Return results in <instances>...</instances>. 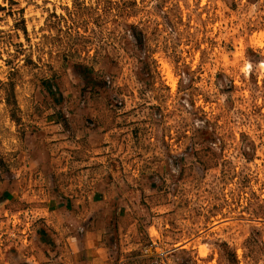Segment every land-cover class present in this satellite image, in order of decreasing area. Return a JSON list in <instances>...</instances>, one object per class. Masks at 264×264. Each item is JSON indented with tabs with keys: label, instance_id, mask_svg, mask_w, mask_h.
Masks as SVG:
<instances>
[{
	"label": "rangeland",
	"instance_id": "rangeland-1",
	"mask_svg": "<svg viewBox=\"0 0 264 264\" xmlns=\"http://www.w3.org/2000/svg\"><path fill=\"white\" fill-rule=\"evenodd\" d=\"M245 64L252 65L246 74L230 75ZM93 73L99 87L86 97ZM0 75L13 97L20 79L55 105L44 127L36 125L49 138L55 174L64 187L75 182L77 194L83 188L88 201L108 198L121 254L155 240L152 264H264V145L255 135L264 120L259 0H157L151 9L145 0H0ZM201 82L226 83L218 90L232 99L222 111L210 97L196 98ZM153 88L158 94L147 103ZM177 93L180 108L203 113L194 120L205 144L198 152L171 125ZM85 97L87 111L76 112L72 106ZM177 152L185 155L173 160ZM176 163L182 166L172 179ZM119 180L123 190L113 192ZM29 182L32 198L13 202L5 192L13 206L3 204L0 215V225L21 236L32 229L25 220L37 215L29 205L50 203L47 177L37 173ZM49 215L55 232L58 214Z\"/></svg>",
	"mask_w": 264,
	"mask_h": 264
},
{
	"label": "clouds",
	"instance_id": "clouds-1",
	"mask_svg": "<svg viewBox=\"0 0 264 264\" xmlns=\"http://www.w3.org/2000/svg\"><path fill=\"white\" fill-rule=\"evenodd\" d=\"M157 0H145V5L151 9ZM264 5V0H259ZM161 14L163 11L161 10ZM129 41H134V37L129 33L126 37ZM252 65L245 64L243 68L236 66V71L230 73L235 78L240 72L247 73ZM214 71V69H209ZM7 70H5V73ZM184 73L182 67L176 68V79L180 80L181 87L186 84L183 79ZM99 76L96 73L91 75V82L87 85V96L94 94V90L99 87ZM147 83V81H146ZM17 87L15 96L9 89L6 75H0V215L3 214V204L9 203L5 199V192L11 193L12 201L16 202L21 199L32 198L33 185L29 182V177H34L37 173H42L47 177V191L49 195L46 197L55 200L58 206H62L66 215L58 220L52 227L56 229L52 232L51 228H47L41 224L39 227H45L46 231L41 236L35 235V227L28 230L27 236H21L19 229H8L7 224L0 225V264H91V259L82 261V257L86 254L90 258L97 260L98 264H152L156 257L149 256L153 251L152 243L143 240L133 251L121 254L120 243L116 242V226L115 222L109 224L106 214H110L108 198L99 204L88 201L84 198L85 192L81 188L77 194L74 190L76 183L72 187H64L63 177L55 174L54 161L48 155L50 147L48 137L44 132L36 127L40 122L43 128V117L55 107L50 100H47L39 89H29L24 80L17 79ZM226 83L213 85L201 82L199 89L195 91V96L210 97V103L215 102L218 111H222L226 100H231L230 93H221L218 89L224 88ZM147 90V89H146ZM158 89L153 88L151 94L146 98L147 103L152 102V95L158 94ZM264 92V89H261ZM192 90L188 89L183 94L188 96ZM30 93H32L30 95ZM181 93H177L171 98V107L175 111L179 108V114L171 121L174 129L180 132H187L189 135L185 137V146H191L193 151H199L205 146L203 138L195 132L194 120L197 116L203 115L197 107L184 104L183 108L177 104ZM85 103H80L79 107L73 105L76 112H86ZM79 103V102H78ZM203 107V105H200ZM239 107V105H237ZM235 111V109L233 110ZM137 118L147 115V111H138ZM72 117L69 116V119ZM227 119V117H226ZM237 119L236 131L243 130L239 127ZM181 120L183 127L176 123ZM200 123H203L202 121ZM261 128L255 133L259 136V143L264 145V120L260 121ZM229 128L232 126L229 125ZM71 131V130H69ZM204 132V129H201ZM210 131V129H209ZM253 131L255 129L253 128ZM208 133L205 132V135ZM197 141H200L199 143ZM239 143V142H235ZM215 148V144L210 145ZM264 151V147L261 149ZM163 155V152H161ZM182 152H177L173 160H178ZM63 159V155L59 157ZM182 165L176 163L171 167L169 176L175 178L173 174H179ZM129 183L138 182L139 178L127 176L125 178ZM157 182H158V178ZM121 185L117 188L112 185L113 192L123 190L124 180L117 181ZM146 184V179L142 181ZM23 193V197L20 195ZM12 207L13 203H9ZM133 207H135L133 205ZM25 220V223H30ZM92 234V246L89 247L87 237ZM31 237V239H28ZM100 237L97 242L96 238ZM107 245V247H104ZM97 247H103L104 251L101 256H96ZM15 249V251H10ZM47 253V255H44Z\"/></svg>",
	"mask_w": 264,
	"mask_h": 264
},
{
	"label": "crops",
	"instance_id": "crops-1",
	"mask_svg": "<svg viewBox=\"0 0 264 264\" xmlns=\"http://www.w3.org/2000/svg\"><path fill=\"white\" fill-rule=\"evenodd\" d=\"M49 204L47 206L41 204V203H35V204H30L29 205V209L30 211H37V215L35 216H30V220H31V226L32 228L35 227V235L37 237L41 236L42 234L45 233L46 228L45 227H39V225L43 224L45 225L47 228L48 224H50V219H49V214L51 213H55L58 214V218L55 222H57L58 220H61L65 215V211L62 208V206H58L57 202H51L49 200ZM33 214V213H32ZM59 215H63L62 217ZM24 236V235H22ZM27 236V235H25ZM28 239H31V237H28ZM100 237L96 238V241L99 242L100 241ZM87 243L88 246L91 247L92 246V234H89V236L87 237ZM104 247H107V245H104ZM10 251H14L12 249H10ZM104 248L103 247H97V251H96V256H101L103 254ZM44 255H47V253H44ZM91 259V264H98L97 260L94 258H90L89 256H87L86 254L82 257V261H87Z\"/></svg>",
	"mask_w": 264,
	"mask_h": 264
},
{
	"label": "bare ground",
	"instance_id": "bare-ground-1",
	"mask_svg": "<svg viewBox=\"0 0 264 264\" xmlns=\"http://www.w3.org/2000/svg\"><path fill=\"white\" fill-rule=\"evenodd\" d=\"M168 73H169V72H168ZM168 73H167V74H168ZM169 76H170V75H169ZM167 77H168V75H167ZM171 81H172V80H171Z\"/></svg>",
	"mask_w": 264,
	"mask_h": 264
}]
</instances>
